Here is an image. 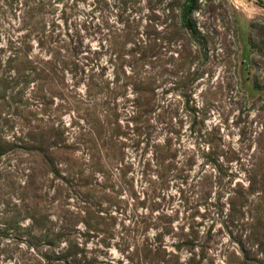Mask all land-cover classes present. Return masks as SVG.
<instances>
[{
    "label": "rangeland",
    "instance_id": "374dc122",
    "mask_svg": "<svg viewBox=\"0 0 264 264\" xmlns=\"http://www.w3.org/2000/svg\"><path fill=\"white\" fill-rule=\"evenodd\" d=\"M182 2L0 0V264H264V8Z\"/></svg>",
    "mask_w": 264,
    "mask_h": 264
},
{
    "label": "trees",
    "instance_id": "16d2710c",
    "mask_svg": "<svg viewBox=\"0 0 264 264\" xmlns=\"http://www.w3.org/2000/svg\"><path fill=\"white\" fill-rule=\"evenodd\" d=\"M200 0H183L180 7V25L181 28L185 29L199 45H205V36L199 30L197 22L194 19V14L199 7ZM257 3L264 8V0H257ZM250 46L252 52L256 55L254 61L257 62L258 59H264V26L263 25H253L252 34L250 37ZM264 62V61H263ZM150 80H139L138 82H132L134 89L137 91L141 99L142 108L144 107L147 113L151 112L149 108L153 97L151 93L153 92L150 88Z\"/></svg>",
    "mask_w": 264,
    "mask_h": 264
}]
</instances>
